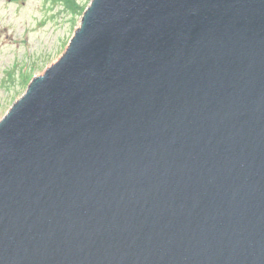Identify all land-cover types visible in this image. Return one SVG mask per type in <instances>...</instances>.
<instances>
[{"label":"water","instance_id":"obj_1","mask_svg":"<svg viewBox=\"0 0 264 264\" xmlns=\"http://www.w3.org/2000/svg\"><path fill=\"white\" fill-rule=\"evenodd\" d=\"M0 264H264V0H91L0 121Z\"/></svg>","mask_w":264,"mask_h":264},{"label":"rangeland","instance_id":"obj_2","mask_svg":"<svg viewBox=\"0 0 264 264\" xmlns=\"http://www.w3.org/2000/svg\"><path fill=\"white\" fill-rule=\"evenodd\" d=\"M90 2L74 11L65 0H0V121L65 53Z\"/></svg>","mask_w":264,"mask_h":264},{"label":"trees","instance_id":"obj_3","mask_svg":"<svg viewBox=\"0 0 264 264\" xmlns=\"http://www.w3.org/2000/svg\"><path fill=\"white\" fill-rule=\"evenodd\" d=\"M65 3L74 11L79 9L77 4L75 3V0H65ZM27 80H28V78L25 80V83L27 82Z\"/></svg>","mask_w":264,"mask_h":264}]
</instances>
